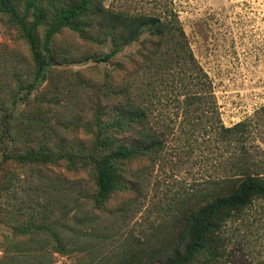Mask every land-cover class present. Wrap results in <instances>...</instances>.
Returning <instances> with one entry per match:
<instances>
[{"label": "rangeland", "instance_id": "rangeland-1", "mask_svg": "<svg viewBox=\"0 0 264 264\" xmlns=\"http://www.w3.org/2000/svg\"><path fill=\"white\" fill-rule=\"evenodd\" d=\"M102 4L161 20L175 13L173 40L162 47L156 37L143 41L144 34L111 60L97 62L111 39L99 35L93 2L80 22L93 38L63 26L53 39L47 78L27 96L34 62L18 27L0 11V131L3 119L5 143L14 148L0 169V185L7 186L0 189V264H109L127 247L159 242L175 230L181 211L209 199L199 194L209 180L230 175L237 152L217 134L218 125L250 122L246 143L239 145H253L249 153L264 174V0ZM45 21L39 33L52 16ZM181 43L194 60L182 58ZM196 64L206 76L198 75ZM186 94L200 98L187 110ZM129 97L149 108L148 126L163 134L164 147L123 163L132 187L113 192L101 208L84 204L81 196L93 189L89 171L74 172L66 160L43 167L15 157L38 145L60 151L89 144L96 102L106 113ZM72 191L81 198L78 207ZM239 216L226 224L227 264H264V199H254ZM57 242L67 251L60 252Z\"/></svg>", "mask_w": 264, "mask_h": 264}, {"label": "trees", "instance_id": "trees-1", "mask_svg": "<svg viewBox=\"0 0 264 264\" xmlns=\"http://www.w3.org/2000/svg\"><path fill=\"white\" fill-rule=\"evenodd\" d=\"M55 1L0 0L1 13L7 14L10 21L18 27L34 62L33 77L26 86L25 96L47 78L56 52L53 39L63 26L77 30L83 38H93L92 33L82 30L80 23L89 14L93 2L96 3L94 7L98 10L97 18L102 29L99 35L102 40L107 37L111 39L110 49L94 57L97 62L111 60L126 45L137 41L144 34L148 36L146 35L143 41H150L151 37H156L162 47L164 42L173 40L175 13L168 20H161L155 15L114 11L103 6V0H70L67 3L65 0L57 3ZM49 15L52 16V21L39 33V29L45 24ZM179 30L183 34L181 28ZM185 46L180 44L184 52L182 58L194 60L189 48L185 49ZM185 52L188 54L186 55ZM144 59H151V55ZM196 66L198 75L206 76L200 65L196 64ZM194 99L200 101L196 94L185 95L182 100L185 110L194 104ZM148 116L149 108L134 98L129 97L127 100L115 103L111 112L106 113L96 102L93 137L89 144L82 143L77 150L60 151L38 145L33 149L25 148L22 154H17L15 157L43 167L66 160L74 172L89 171L94 176L93 189L88 193H83L84 190H81V196L84 198V204L99 209L113 192L132 187L123 176V163L146 158L163 149V134L148 126ZM1 124L0 169L3 163L12 157L13 154L9 151L14 149L4 140L8 135L5 120L1 119ZM250 128V122L245 119L231 126L223 124L216 126L215 130L221 139H225L231 149L237 152L238 159L232 160L229 165L230 175L220 180L215 178L209 180L207 190L199 192L201 199L202 196L207 195L209 199L181 211L179 219L177 218L174 224L175 230L171 234L157 243L142 242L143 245L127 247L109 264H227V247L230 243V237L226 232L227 222L239 218L240 213L254 199H264V174L257 171L255 160L252 159L253 155L249 153L253 145H239L242 141L246 143ZM234 143L237 145H232ZM6 187L0 185V189ZM73 195L72 191L69 193V198ZM79 199L80 196L71 198L77 207L81 204L78 202ZM84 221L90 220L84 219ZM57 245L60 252L67 251L61 242H57ZM74 247L80 246L76 244ZM13 248L17 252L21 249L18 243H14ZM71 249L69 251H72ZM10 264H17V261H12Z\"/></svg>", "mask_w": 264, "mask_h": 264}]
</instances>
